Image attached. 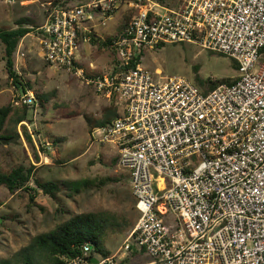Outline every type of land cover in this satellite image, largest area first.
Segmentation results:
<instances>
[{
  "label": "built area",
  "instance_id": "1",
  "mask_svg": "<svg viewBox=\"0 0 264 264\" xmlns=\"http://www.w3.org/2000/svg\"><path fill=\"white\" fill-rule=\"evenodd\" d=\"M41 56L83 76L79 44L117 12L129 22L110 44L117 69L83 76L117 97L118 115L97 128L129 176L139 219L115 253L81 254L62 264H264V0H81L42 3ZM189 42L238 63L232 83L201 91L179 76L154 79L145 49ZM38 108L33 92L18 99ZM46 145H49L46 142ZM136 253H135V252ZM95 258V261L92 259Z\"/></svg>",
  "mask_w": 264,
  "mask_h": 264
},
{
  "label": "rangeland",
  "instance_id": "2",
  "mask_svg": "<svg viewBox=\"0 0 264 264\" xmlns=\"http://www.w3.org/2000/svg\"><path fill=\"white\" fill-rule=\"evenodd\" d=\"M47 1L77 3L81 0H0V28L16 27V20L21 17L26 18L25 26L33 27L19 40L14 55L15 68L29 85L26 89L32 91L37 100L38 96L46 98L41 108L28 109L27 121L11 125L19 136L0 144V170L7 172L16 165L31 166L33 177L40 181L54 180L60 186L55 200L43 194L32 179L29 185L36 189L32 204L29 190L10 193L0 186V264L5 258L11 259L10 264H21L14 255L23 247L28 249L33 235L52 228L71 212L91 210L101 211L108 218L110 224L103 245L109 254L115 253L140 216L134 207L128 173L117 165L115 146L98 142L95 140L98 132H91L103 119V106L111 99L83 78L108 76L117 69L116 53L102 42L117 34L124 20L122 11L107 18L105 25L97 28L93 40L79 44L76 54L83 76H78L48 65L41 56L36 28L44 23L42 3ZM139 63L150 70L157 81L179 76L195 83L199 79H232L238 75L232 58L189 42H165L148 47L139 56ZM22 93L8 77L0 41V106L11 103L12 112H20L23 104L18 99ZM101 151L114 156L103 157ZM102 177L110 179L98 180ZM81 178L95 182L79 192H73L64 183ZM140 254L126 256L123 260L126 264H140L148 258ZM26 255L24 251L19 254L20 257ZM32 263L53 264L51 260L41 261L38 257Z\"/></svg>",
  "mask_w": 264,
  "mask_h": 264
},
{
  "label": "trees",
  "instance_id": "3",
  "mask_svg": "<svg viewBox=\"0 0 264 264\" xmlns=\"http://www.w3.org/2000/svg\"><path fill=\"white\" fill-rule=\"evenodd\" d=\"M164 2V0H161ZM53 3H57L54 1ZM62 4H65L62 2ZM129 12L123 13L124 20L121 22L117 34L113 38H106L102 44H111L112 40L118 37L129 22ZM17 26L14 28H0V41L3 44V59L5 61V68L8 77L13 80L14 84L19 87L22 92H25L26 85L23 81L21 74L15 68L14 55L19 43V40L33 27L25 26L26 18L21 17L17 20ZM93 35L91 39L93 40ZM111 47V46H110ZM112 48V47H111ZM113 51L114 48H112ZM261 53H264V46L261 48ZM139 61V57L131 60L125 67H132ZM233 66L238 71V63L233 59ZM237 76L230 79L220 78L214 80H198L195 85L203 92H207L215 88L218 84L226 82L232 83L236 80ZM44 96V95H43ZM45 97L38 96V106H44ZM110 103L103 108V119L98 123L97 128L106 127L111 121L119 114L117 97L111 95ZM31 108L23 104V109L20 112H12L13 105L8 103L0 106V144L9 142L13 137H18L19 133L13 126L19 123L23 124L28 120V109ZM10 124V126L8 125ZM24 126V125H23ZM93 129L91 130V132ZM28 136V135H27ZM29 138V136H28ZM30 140V139H29ZM32 167H24L23 165H16L9 171L0 170V186L5 187L10 193H15L21 190H29V203H34L36 189L29 185L33 182L43 194L48 195L52 199L58 198L60 186L54 180L40 181L33 177ZM33 177V178H32ZM110 177H102L98 180H108ZM95 181L91 178L78 179L65 181L64 183L71 188L73 192H79L82 188L93 184ZM135 207V202H134ZM109 220L101 211H83L71 212L70 215L62 221L56 223L52 228L36 233L32 236L28 249L23 247L15 253L14 256L20 259L21 264H33V260L38 257L41 261L51 260L53 264H62L68 258L75 257L81 254L82 246L85 242L92 245L93 252H100L102 255L109 254L108 250L104 247V237L109 226ZM27 253L25 257H20V252ZM135 252V251H134ZM136 253V252H135ZM19 256V257H18ZM126 260H122L123 264ZM2 264H10L11 259H2Z\"/></svg>",
  "mask_w": 264,
  "mask_h": 264
},
{
  "label": "crops",
  "instance_id": "4",
  "mask_svg": "<svg viewBox=\"0 0 264 264\" xmlns=\"http://www.w3.org/2000/svg\"><path fill=\"white\" fill-rule=\"evenodd\" d=\"M44 22H45V20H44ZM105 95V97H107V98H110L107 94H104ZM105 106H107V105H105ZM105 106H103V107H105ZM95 133H96V131H97V128L96 129H94L93 130ZM15 138V137H14ZM14 138H12L11 140H14ZM93 139H94V137L92 138V140H91V142L93 141ZM10 140V141H11ZM95 140H97V138H95ZM91 142L89 143V144H87V147L85 148V152L89 149V147H90V145H91ZM99 142V141H98ZM83 151V152H84ZM103 151H101V154H104V155H102L103 157H106V158H109V157H111V156H114V154H115V156H117L116 155V149H115V152H114V154H110V155H108V153L106 152V153H102ZM100 155V154H99ZM116 162H117V158H116ZM117 165H118V163H117Z\"/></svg>",
  "mask_w": 264,
  "mask_h": 264
},
{
  "label": "water",
  "instance_id": "5",
  "mask_svg": "<svg viewBox=\"0 0 264 264\" xmlns=\"http://www.w3.org/2000/svg\"><path fill=\"white\" fill-rule=\"evenodd\" d=\"M92 260L95 261V258H93Z\"/></svg>",
  "mask_w": 264,
  "mask_h": 264
}]
</instances>
